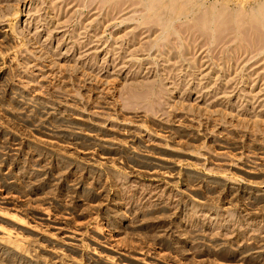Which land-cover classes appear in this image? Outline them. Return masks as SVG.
<instances>
[{
	"label": "rangeland",
	"instance_id": "1",
	"mask_svg": "<svg viewBox=\"0 0 264 264\" xmlns=\"http://www.w3.org/2000/svg\"><path fill=\"white\" fill-rule=\"evenodd\" d=\"M0 264H264V0H0Z\"/></svg>",
	"mask_w": 264,
	"mask_h": 264
}]
</instances>
